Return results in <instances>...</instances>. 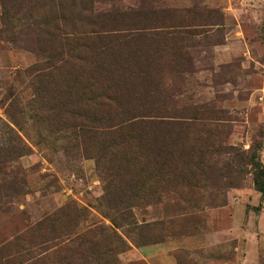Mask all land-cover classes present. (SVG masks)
I'll return each mask as SVG.
<instances>
[{"label":"rangeland","instance_id":"obj_1","mask_svg":"<svg viewBox=\"0 0 264 264\" xmlns=\"http://www.w3.org/2000/svg\"><path fill=\"white\" fill-rule=\"evenodd\" d=\"M253 144L264 0H0V264H264Z\"/></svg>","mask_w":264,"mask_h":264},{"label":"trees","instance_id":"obj_2","mask_svg":"<svg viewBox=\"0 0 264 264\" xmlns=\"http://www.w3.org/2000/svg\"><path fill=\"white\" fill-rule=\"evenodd\" d=\"M260 148V144H253L248 154L242 155V159H244L245 163L251 168L252 181L255 191L258 192L261 196H264V165L259 161V158L257 156ZM93 247L94 252H99L97 245H94ZM102 249H104L105 251L99 253L98 256H91L93 261H86V264H121L118 261L117 256L127 251L128 246L123 240L118 239L114 247L109 245L102 247ZM50 259V257L39 258L33 261L31 264H47L49 262H52L50 261ZM58 262L60 263V261Z\"/></svg>","mask_w":264,"mask_h":264},{"label":"crops","instance_id":"obj_3","mask_svg":"<svg viewBox=\"0 0 264 264\" xmlns=\"http://www.w3.org/2000/svg\"><path fill=\"white\" fill-rule=\"evenodd\" d=\"M147 254H148V256H151V258H152V257H154V256L157 255V249L154 248V247H152V248H148V249H147ZM163 257H166V255L163 254Z\"/></svg>","mask_w":264,"mask_h":264}]
</instances>
